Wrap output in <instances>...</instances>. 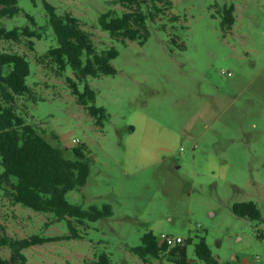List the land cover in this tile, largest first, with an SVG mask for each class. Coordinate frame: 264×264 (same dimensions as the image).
<instances>
[{
    "label": "rangeland",
    "instance_id": "rangeland-1",
    "mask_svg": "<svg viewBox=\"0 0 264 264\" xmlns=\"http://www.w3.org/2000/svg\"><path fill=\"white\" fill-rule=\"evenodd\" d=\"M167 14L148 22L147 39L115 38L100 17L121 12L122 0H20V12L0 17L9 29L42 26L44 36L0 40V50L27 54L31 96L16 107L68 157L87 148V183L67 193L84 208L111 204L113 214L86 225L42 213L0 196V236L37 235L47 241L24 249L28 264H88L102 254L112 264H145L133 249L148 231L191 237L188 258L206 235L222 264H264V219L240 216L233 205L253 200L264 218V0H171ZM48 4L73 13L99 50L115 46L116 73L77 79L96 90L90 104L106 109L99 122L78 101L70 65L41 56L58 45ZM236 22L223 26L226 5ZM173 16H179L173 20ZM163 24H167L164 27ZM75 138H79L77 143ZM0 255L11 256L8 247ZM167 264H175L166 261Z\"/></svg>",
    "mask_w": 264,
    "mask_h": 264
},
{
    "label": "trees",
    "instance_id": "trees-1",
    "mask_svg": "<svg viewBox=\"0 0 264 264\" xmlns=\"http://www.w3.org/2000/svg\"><path fill=\"white\" fill-rule=\"evenodd\" d=\"M19 1L0 0V17H14L18 14L21 10ZM122 2L125 8L121 12L115 9L106 11L100 17V23L113 37L121 38L124 42L128 39H147L148 22L165 16L172 7L171 0ZM48 9L58 45L50 47L41 59L52 61L60 71H64L68 65L72 67L77 77L69 79L73 92L78 101L100 122L106 115V109L90 104L96 99V90L86 84L84 91H81L77 79L116 73L112 62L119 51L115 46L99 50L91 32L83 26L80 18L70 12L59 15L49 4ZM235 11V4L224 7L223 26H233L237 20ZM172 19L178 20L179 16H173ZM33 25L36 26L12 29L0 25V40L21 42L28 39L31 49H34L33 38H42L44 31L42 26L37 27L34 19ZM30 73L27 54L0 50V196L7 194L15 204L42 213H54L57 220H67L71 228L69 237H79L76 223L83 226L88 221L111 216L113 208L111 204H104L103 207L93 205L87 209L71 203L67 198L68 191L87 183L91 172L90 158L87 148L81 144L71 147L76 158L66 156L62 146L51 143L43 130L28 122L18 111V98L33 94L28 84ZM233 211L251 219H264L261 208L253 200L235 203ZM47 240L35 234L24 238L1 235L0 247L10 248L11 256L0 255V264H28V257L23 250ZM191 242V237L180 242L171 237L161 239L151 230L144 234L142 244L134 247L133 251L145 264H167L166 261L175 264H222L214 255L206 235L199 236L196 242V259H189L188 245ZM88 264L112 262L107 254H102L99 261ZM230 264L240 263L233 261Z\"/></svg>",
    "mask_w": 264,
    "mask_h": 264
},
{
    "label": "built area",
    "instance_id": "built-area-1",
    "mask_svg": "<svg viewBox=\"0 0 264 264\" xmlns=\"http://www.w3.org/2000/svg\"><path fill=\"white\" fill-rule=\"evenodd\" d=\"M74 141H76L77 143L80 141V139L79 138H75L74 139ZM186 238L185 237H182V236H178L177 237V241L178 242H180V241H183V240H185Z\"/></svg>",
    "mask_w": 264,
    "mask_h": 264
},
{
    "label": "crops",
    "instance_id": "crops-1",
    "mask_svg": "<svg viewBox=\"0 0 264 264\" xmlns=\"http://www.w3.org/2000/svg\"><path fill=\"white\" fill-rule=\"evenodd\" d=\"M240 263V262H239ZM240 264H255V263H248L247 261H241Z\"/></svg>",
    "mask_w": 264,
    "mask_h": 264
}]
</instances>
